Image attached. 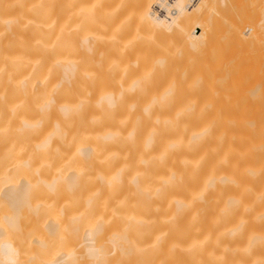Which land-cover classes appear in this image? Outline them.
Returning a JSON list of instances; mask_svg holds the SVG:
<instances>
[{"label":"bare ground","instance_id":"6f19581e","mask_svg":"<svg viewBox=\"0 0 264 264\" xmlns=\"http://www.w3.org/2000/svg\"><path fill=\"white\" fill-rule=\"evenodd\" d=\"M189 1L0 0V264H264V0Z\"/></svg>","mask_w":264,"mask_h":264},{"label":"rangeland","instance_id":"374dc122","mask_svg":"<svg viewBox=\"0 0 264 264\" xmlns=\"http://www.w3.org/2000/svg\"><path fill=\"white\" fill-rule=\"evenodd\" d=\"M234 1H235L236 3L239 4V0H237V1H236V0H233V2H234ZM241 1H242V3H241ZM241 1H240L241 6H243V5L247 2V3L245 4V6L247 7V5H248V7H249L250 9H252L253 5L251 4V1H252V3H253V2H254L253 0H248V1L246 0V2H244V0H241ZM257 1H258V3H259V2L261 3V0H260V1H259V0H256L255 2H257ZM229 2H230V1H229ZM229 2L227 3V5H226V4L224 5V10H225V11H223V14H224V15H222V14H221L222 12H221L220 15H219L218 18H217V19H218L219 28L222 29V30H223V29H226L225 27L222 28V26H224V25H222V21H223V20H226V19H227V16L233 18V17L235 16L234 13H236V15H237V16L235 17V21H233L234 26H236V25L238 26V25H239V26L242 27V26L245 25V22H247V21L249 20V16H248V14H247L249 8H248V10H245V11H247V12L245 13V12H242V11H243L242 9H243L244 6H243L242 8H240V7H241L240 4H239V7H238V4H235V3H234V7H233V3L231 2V4H230ZM248 2H250V3H248ZM243 3H244V4H243ZM263 3H264V2H263ZM263 3H261V7H262V6L264 7ZM242 4H243V5H242ZM255 4H257V3H255ZM154 5H155V4H154ZM231 5H232V6H231ZM249 5H250V6H249ZM228 6H229V7L231 6V7H233V8L231 9V7H230V9H229ZM220 7H222V6H220ZM226 7H228V8H226ZM246 7H244V8L247 9ZM257 7H258L259 9H258ZM261 7H260L259 4H257V6L255 7V5H254V9H252V10H253V11H252V12H253L252 14H253L254 16H257V18H259V15H256V13H257V14L260 13L259 11H261V9H260ZM234 8H236V11H235ZM237 8H238V9H237ZM256 8H257V9H256ZM153 9L155 10V7H154V6H153ZM222 9H223V8H220V11H221ZM228 9L230 10V14H231V15H228V14H229ZM255 9H256V10H255ZM154 10H153V11H154ZM234 11H235V12H234ZM250 11H251V10H249V12H250ZM226 12H228V13L226 14ZM231 12H232V13H231ZM237 12H238V13H237ZM239 12H240V13L242 12L243 14H245V16H246V14H247L248 19L246 18V19H244V20L241 19L242 21H241V20L238 21L237 19L240 17V15L238 16V14H240ZM154 13H155V12H154ZM242 13H241V15H242ZM261 13H263V12L261 11ZM233 14H234V16H232ZM252 14L250 13V19H251V20H252V17H253ZM216 16H217V15H216ZM220 16H221V17H220ZM222 16H223V17H222ZM225 16H226V19H225ZM243 16H244V15H243ZM237 17H238V18H237ZM260 17H261V16H260ZM221 18H222V19H221ZM223 18H224V19H223ZM236 18H237V19H236ZM240 18H241V17H240ZM255 18H256V17H255ZM255 18H253V19H255ZM229 19H230V18H228V21L226 20V23H227V24H225V26L227 25V26H226L227 28H228V24H229V26L233 27V25H231L232 22L229 21ZM233 20H234V19H233ZM251 20H249V21H251ZM219 21L221 22V24H220ZM243 21H245V22L242 24L241 22H243ZM253 21H254V20H253ZM228 22H229V23H228ZM237 22H240V24H237ZM223 24H224V22H223ZM229 29H230V28H229ZM261 46H263V43L261 44ZM261 52H263V50H262Z\"/></svg>","mask_w":264,"mask_h":264},{"label":"built area","instance_id":"2783aa9c","mask_svg":"<svg viewBox=\"0 0 264 264\" xmlns=\"http://www.w3.org/2000/svg\"><path fill=\"white\" fill-rule=\"evenodd\" d=\"M163 1V4L160 3V0H158V3L154 5L155 7V14L159 16H170L171 14L175 13V10L172 6L175 0H161ZM199 0H190L188 3V7H193L195 4L198 3Z\"/></svg>","mask_w":264,"mask_h":264}]
</instances>
